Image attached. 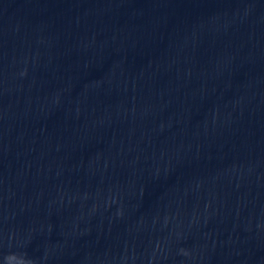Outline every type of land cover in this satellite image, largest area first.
<instances>
[{
    "label": "water",
    "instance_id": "water-1",
    "mask_svg": "<svg viewBox=\"0 0 264 264\" xmlns=\"http://www.w3.org/2000/svg\"><path fill=\"white\" fill-rule=\"evenodd\" d=\"M187 0H0V264H93Z\"/></svg>",
    "mask_w": 264,
    "mask_h": 264
}]
</instances>
